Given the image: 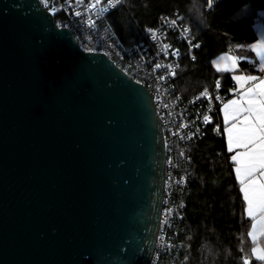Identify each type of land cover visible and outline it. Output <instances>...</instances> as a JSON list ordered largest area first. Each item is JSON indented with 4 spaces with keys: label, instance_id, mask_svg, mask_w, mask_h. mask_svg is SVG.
Returning a JSON list of instances; mask_svg holds the SVG:
<instances>
[{
    "label": "water",
    "instance_id": "water-1",
    "mask_svg": "<svg viewBox=\"0 0 264 264\" xmlns=\"http://www.w3.org/2000/svg\"><path fill=\"white\" fill-rule=\"evenodd\" d=\"M164 157L145 84L0 0V264H148Z\"/></svg>",
    "mask_w": 264,
    "mask_h": 264
},
{
    "label": "trees",
    "instance_id": "trees-1",
    "mask_svg": "<svg viewBox=\"0 0 264 264\" xmlns=\"http://www.w3.org/2000/svg\"><path fill=\"white\" fill-rule=\"evenodd\" d=\"M261 13L264 0H213L212 8L207 0H121L109 20L125 45L141 40L145 28L158 25L164 16L189 27L201 47L195 50V60L181 61L174 79L177 91L187 99L210 88L216 78L231 92L236 73L261 74L255 54L247 48L256 40L254 25ZM224 53L247 56L252 63L242 60L233 71H217L211 62ZM131 77L148 85L137 75ZM188 153L191 173L184 194V218L177 225L176 264H243V257L249 256L253 247L248 235L251 220L244 211L222 129L216 136L208 127ZM249 261L261 264L251 256Z\"/></svg>",
    "mask_w": 264,
    "mask_h": 264
},
{
    "label": "built area",
    "instance_id": "built-area-1",
    "mask_svg": "<svg viewBox=\"0 0 264 264\" xmlns=\"http://www.w3.org/2000/svg\"><path fill=\"white\" fill-rule=\"evenodd\" d=\"M93 2L94 0H81L77 4L76 0H48V6L58 10L55 15L50 12L56 24L61 25L60 27L66 24L84 50L91 48L93 51L105 53L127 74L137 75L148 84L145 86L152 95L160 118L165 152L159 223L148 264H176L179 256V242L176 241L177 225L184 218V194L191 173L188 148L205 136L208 127L213 128L216 136L221 134V125L218 121L219 109L233 93L224 89L220 78H216L210 88H204L187 99L177 91L175 76L170 74L167 65H171L176 73L182 60H193L192 56L196 48L189 53V41L200 44L187 25L176 18L164 16L158 25L145 28L141 40L125 45L109 20V16L119 5L108 8L100 14L98 9L108 7V0H100L95 9H89V5ZM41 6L47 10L43 5ZM76 12H80V16H76ZM89 19L94 21L95 26H89L87 23ZM173 19L176 20L175 28L170 23ZM257 20L261 22L263 16L258 15ZM148 28L155 30V39L146 30ZM185 28L189 30L187 33L183 31ZM165 44L170 47L165 49ZM176 49H179V56L172 55ZM156 63L161 64L162 67L156 69L154 67ZM160 76L166 79H158ZM217 80L221 81L219 89L216 87ZM232 86L234 87V84ZM205 89L208 90L209 95L201 97L200 93ZM217 96L222 99L217 100ZM205 115L211 117L209 123L204 122ZM217 127L219 131H215Z\"/></svg>",
    "mask_w": 264,
    "mask_h": 264
},
{
    "label": "snow or ice",
    "instance_id": "snow-or-ice-1",
    "mask_svg": "<svg viewBox=\"0 0 264 264\" xmlns=\"http://www.w3.org/2000/svg\"><path fill=\"white\" fill-rule=\"evenodd\" d=\"M39 2L53 15L58 11L56 8L48 6V0H39ZM80 2L81 0H76L77 4ZM99 3L100 0H94L89 5V9H95ZM120 3L121 0H108V7L99 8L98 12L102 14L108 8H115ZM207 6L212 8L213 0H207ZM75 15L80 16V12H76ZM87 23L89 26H95L92 19H89ZM170 23L175 28L176 20L173 19ZM60 26L57 25V27ZM63 27H67V25L65 24ZM146 30L155 39V30L152 28ZM183 31L187 33L189 30L185 28ZM169 47L168 44L164 45L165 49ZM200 47L199 43L189 41L188 51L191 53L193 48ZM237 47H244V45H237ZM247 48L255 53L259 71L264 73V35L256 39L254 43L248 44ZM85 51H93V49L85 48ZM165 54L167 55V52ZM172 55L179 56V49L174 50ZM192 59L195 60L196 57L193 55ZM242 60L252 63L247 56H233L228 53L222 54L217 59L212 60L211 63L217 71H233L238 68V62ZM220 62H223V68H221ZM154 67L159 69L162 66L156 63ZM167 67L170 74L175 76L176 73L172 66L167 65ZM158 79L164 80L166 77L160 76ZM232 79L235 81V87L229 89V91L234 93L235 98L228 100L221 108L224 118L223 132L226 136L228 151L235 153L231 155V161L246 205L244 211L252 221L248 235L253 244L256 245L258 239L264 237V75H233ZM137 83H140V81H137ZM216 87L218 89L221 87L220 80L216 81ZM208 95L207 89L200 93L201 97ZM216 99L220 100L222 98L217 96ZM203 119L205 123L211 121V117L207 115ZM181 127H184V125H181ZM215 131H219V127ZM166 211L170 210L166 209ZM249 256L264 264V247H252ZM249 256L243 257V264H250Z\"/></svg>",
    "mask_w": 264,
    "mask_h": 264
},
{
    "label": "crops",
    "instance_id": "crops-1",
    "mask_svg": "<svg viewBox=\"0 0 264 264\" xmlns=\"http://www.w3.org/2000/svg\"><path fill=\"white\" fill-rule=\"evenodd\" d=\"M260 15H264L263 13H261ZM254 28H255V31H256V39H259L262 35H264V23H262V21L260 22L259 20L256 19V24L254 25ZM255 41H253L252 43H254ZM255 54V53H254ZM257 65H258V60H257ZM235 75H250V74H247V73H244V72H239V73H236ZM261 75H264V73H261L259 76ZM233 84H234V87H235V81L233 80ZM233 93V92H231ZM235 98L234 96V93L233 95L231 96L230 99H233ZM229 99V100H230ZM227 103V102H226ZM223 107V106H222ZM221 107V108H222ZM221 108L219 109V114H218V118L220 120V123H221V129H222V134L224 136V139H225V143H226V147H227V141H226V136L223 132V126H224V118H223V113L221 112ZM232 155L235 154L234 152L231 153ZM234 175H235V171H234ZM236 178V176H235ZM239 183V182H238ZM243 196V194H242ZM245 203V202H244ZM246 207V205H245ZM247 216V215H246ZM248 217V216H247ZM249 218V217H248ZM250 219V218H249ZM251 220V219H250ZM251 226H252V221H251V225H250V229L249 231L251 230ZM250 240L252 241V239L250 238ZM253 242V241H252ZM254 246H259V247H264V237L262 238H259L258 241H257V244L254 245L253 244V247ZM254 258V257H253ZM255 259V258H254Z\"/></svg>",
    "mask_w": 264,
    "mask_h": 264
},
{
    "label": "rangeland",
    "instance_id": "rangeland-1",
    "mask_svg": "<svg viewBox=\"0 0 264 264\" xmlns=\"http://www.w3.org/2000/svg\"><path fill=\"white\" fill-rule=\"evenodd\" d=\"M229 55H232V54H230V53H228ZM220 57V56H219ZM217 59V58H216ZM221 63V68H223L224 67V64H223V62H220ZM215 67V66H214ZM216 68V67H215Z\"/></svg>",
    "mask_w": 264,
    "mask_h": 264
}]
</instances>
